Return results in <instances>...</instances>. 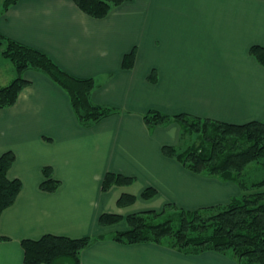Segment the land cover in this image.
Returning <instances> with one entry per match:
<instances>
[{
	"label": "crops",
	"instance_id": "1",
	"mask_svg": "<svg viewBox=\"0 0 264 264\" xmlns=\"http://www.w3.org/2000/svg\"><path fill=\"white\" fill-rule=\"evenodd\" d=\"M0 32L45 52L73 76L93 78L92 101L116 110L83 126L59 84L25 72L31 83L13 106L0 109V156L14 152L8 177L23 184L0 218L8 238L0 241V264H26L22 241L45 234L102 237L82 251L80 264H239L215 251L116 242L113 234L127 230V220L102 225L100 217L160 210L168 202L189 210L226 205L240 195L235 182L194 173L164 155L163 146L180 144L181 126L151 130L144 115L264 120V66L250 53L264 46V0H129L103 18L74 0H19L0 14ZM133 50L134 65L124 68ZM16 74L0 57V87ZM45 167L60 181L54 192L41 188ZM108 173L135 180L104 191ZM148 187L157 194L144 199ZM124 194L137 200L120 206Z\"/></svg>",
	"mask_w": 264,
	"mask_h": 264
},
{
	"label": "trees",
	"instance_id": "2",
	"mask_svg": "<svg viewBox=\"0 0 264 264\" xmlns=\"http://www.w3.org/2000/svg\"><path fill=\"white\" fill-rule=\"evenodd\" d=\"M19 0H5L0 14ZM129 0H74L82 11L95 18H103L110 11ZM250 53L264 66V46L254 45ZM0 57L8 58L16 69V77L0 87V109L13 106L21 91L31 82L24 74L36 70L48 75L71 97V104L83 126H91L116 112L115 109L95 104L93 78H78L60 68L45 52L16 41L0 32ZM136 51L124 57L123 67L131 68ZM153 130L177 122L181 126V140L185 143L165 145L163 154L178 159L188 170L222 181L235 182L241 193L226 205H213L189 210L168 202L162 209L144 210L124 217L103 214L100 224L107 225L126 219L129 228L113 234V240L123 244L156 243L167 245L185 254L215 251L231 255L239 264H264V120L232 124L200 118L187 113L169 115L150 110L144 115ZM15 161L12 151L0 156V218L12 206L23 184L10 179L8 171ZM45 180L41 188L54 192L60 181L53 177L51 167L43 169ZM133 177L108 173L103 190L114 185H129ZM157 194L146 188L144 199ZM137 196L124 194L120 206L133 204ZM102 238V237H101ZM85 236L71 238L45 234L37 240H23L26 264H80L83 250L101 239ZM8 239L0 234V241Z\"/></svg>",
	"mask_w": 264,
	"mask_h": 264
},
{
	"label": "rangeland",
	"instance_id": "3",
	"mask_svg": "<svg viewBox=\"0 0 264 264\" xmlns=\"http://www.w3.org/2000/svg\"><path fill=\"white\" fill-rule=\"evenodd\" d=\"M4 3H5V0H0V11L1 9H3V6H4ZM8 59V58H7ZM3 71V70H2ZM187 139H189V136H187L186 138L182 139L181 140V144L182 143H185L187 141Z\"/></svg>",
	"mask_w": 264,
	"mask_h": 264
}]
</instances>
